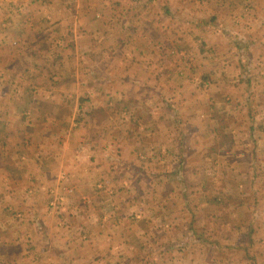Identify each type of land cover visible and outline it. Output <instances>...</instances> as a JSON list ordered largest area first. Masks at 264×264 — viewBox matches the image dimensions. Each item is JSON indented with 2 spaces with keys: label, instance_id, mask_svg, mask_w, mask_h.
Instances as JSON below:
<instances>
[{
  "label": "crops",
  "instance_id": "crops-1",
  "mask_svg": "<svg viewBox=\"0 0 264 264\" xmlns=\"http://www.w3.org/2000/svg\"><path fill=\"white\" fill-rule=\"evenodd\" d=\"M193 1L0 0L7 50L39 49L51 25L69 49L49 76L48 59L0 57V211L10 218L0 220V264H202L204 245L175 258L190 227L214 231V264H264V180L256 188L248 179L264 177V0H201L215 5L191 13L202 26L176 33V12ZM241 1L247 41L232 49ZM204 129L221 139L188 156L187 141ZM199 153L232 163L222 174L233 179L201 181L193 198L188 176L211 174ZM152 195L159 209L176 205L175 220H140ZM250 209L258 223L246 224L245 244L234 223L251 220Z\"/></svg>",
  "mask_w": 264,
  "mask_h": 264
},
{
  "label": "rangeland",
  "instance_id": "rangeland-1",
  "mask_svg": "<svg viewBox=\"0 0 264 264\" xmlns=\"http://www.w3.org/2000/svg\"><path fill=\"white\" fill-rule=\"evenodd\" d=\"M221 5H222L221 9L224 8L222 2H220L218 6H221ZM203 6H206L207 9H211L215 5H214V2H210V3L206 4V1L197 0L196 2L195 1L191 2L190 8H193V9H190V10L183 9V10H186V13L181 12V11H180L181 13L176 12V14H179V15L182 14V16H184L182 18L178 17L177 20L173 21L174 25H177V28H178L177 30H175L176 33H182L183 34L187 28L190 31V27H192V25L190 24L191 22H193L194 25H195V28H197V24L201 23L200 22V20H201L200 18L201 17H197V12H196L195 15H192L191 13L195 12L196 10L200 11V9H202L201 7H203ZM244 8L246 9V6H244V3L242 1L239 4H237V8H236L237 11H235V12L237 14H239V15L237 17H236V15H234V18H231L233 21H231V23L229 24V25H232V27H231L232 29L234 28V30L237 31V33H235V35H234L235 40L232 39L231 37L229 38L230 41H232L235 44V45H233L231 47L232 49L235 46H237V43L247 41V37L245 36L244 29H245V21L248 20V19L245 16H243V15H245V13H247V9L245 11ZM241 10L243 11V14H242ZM200 12L202 13V11H200ZM186 16H187V20H188L189 23L186 21ZM188 16H195V21L189 20ZM3 23L7 24V21L4 20ZM14 23L16 24L18 22L16 21ZM37 23H38V21H37ZM35 25H37V24H35ZM200 25L202 26V23ZM229 25L227 23L226 26H229ZM15 26H20V25L17 24ZM211 26H212V24H208L207 28L210 30ZM47 28H49V29L46 30L44 35L40 34L38 36L39 37V41L35 43V45H37V46L40 45L39 49L38 48H32V49H29V50L21 49V51L13 50V49L7 50L8 47H10V46H3L4 44L2 42H0V57H3L5 60H7L8 56L6 54L10 53L9 56H11L12 58H14V57L15 58L16 57L22 58V57H24L26 59V57H27V59L29 58L31 62H37V64H42V63H40V62H42V59H44V60L48 59L49 60L48 62L50 63V65H46L45 69L42 71V76H43V74H46V75L49 76L50 73L56 72L57 70H63V67H60V66L56 65V63L57 62H60V63L65 62L66 58L68 56V54L66 53L69 50V49L66 48L67 47V40L65 41L64 38H60L61 36H65V35L67 36V33H62V30L60 31V29H57L56 27H54V25H51L50 27H47ZM202 28H206V26L204 25V27H202ZM238 28H240V29H238ZM32 34L33 33H31V35ZM34 36L37 37V33H35ZM41 38L45 39V43H46L47 46H44V47H43V45L41 46V43H40ZM46 38H49V39L47 40ZM240 40H242V41H240ZM235 41H238V42L236 43ZM248 52H250V50L248 51V49H246V48L242 49V55L245 56L243 58V62L245 64H248L249 60H250V57L246 56ZM0 61H3V59L1 58ZM37 64L31 66L32 68H34L33 71L31 70V74H33V75L39 74L40 73L39 71H41L40 70L41 65H37ZM19 67H22V66H20V65L18 66V64H17V67L15 69H18ZM10 68L11 67H9V69ZM10 71H12V70L10 69ZM64 71H66V70H64ZM64 71H62V72H64ZM48 72H49V74H47ZM50 83H51L50 80L45 82V84H47V85L50 84ZM19 85H18V88L20 90L21 89L20 87H22L23 84H19ZM66 85H68V84L66 83V84L57 85V86L52 84L51 85V89L54 88V87H57V88L66 90V89L69 88V85L68 86H66ZM47 88H49V87H47ZM26 99H27V104H25V105L30 104L29 101L32 98H24V100L22 99L20 101L22 102V104H24V103H26L25 102ZM46 113L47 114H45V116L48 115L49 111H47ZM81 115H83V114L79 113L78 116L76 117V119H79L78 117L81 118ZM1 117L2 116L0 115V118ZM116 122H117V118L115 119V123ZM73 123L75 124V122H73ZM76 123H78V122H76ZM110 129H111V131L114 130L113 132L115 133V132H117L118 127L116 126V124H114L113 128H110ZM0 138H1V135H0ZM223 138L224 137H222V139ZM218 139H221V138L215 136V134L213 132H209L208 130L204 129L203 133H201L199 135H196L194 137V140L196 141L197 144H193V138H190L187 141V143L188 142L189 143L186 144L185 151L188 149L187 155L189 156V153H191V155L193 153H196L198 147L200 149H203V150L204 149H208V148H209V150H212V149H214V147H213L214 141H217ZM2 149L5 150L6 146H4V147L1 146L0 150L2 151ZM1 151H0V156L2 155ZM212 152H214V151H212ZM231 152H232L233 155H238V153L240 151H237L236 149H234V151H231ZM212 157L211 156L210 157L209 156H204V155H202V153L193 155V158L195 160H196V158L199 159V160H201L202 158H206L205 161L200 162V163L208 166L210 168V171H211V174L207 175L206 177L205 176L201 177V176H197V175L188 176V177H190L189 178L190 179V186L194 189V191H193L194 197L193 198L199 196L198 190H201V181H203V183L204 182L206 183V181L207 182L210 181L206 185L214 186L213 184L215 182H219L220 184H222L221 181L225 180V182H226L225 184H229L230 182L228 180L233 179V178L229 177L227 173L226 174H222L223 171L229 170V168H230L232 163L228 164L227 162L223 161V162H220L217 165V163L213 161ZM183 164H184V168H188L189 165H188L187 161H184ZM242 166L245 167V165H243V164H242ZM215 170H218L219 173L214 174ZM223 175H224V177H221ZM260 178H261V176L256 175V174L248 177V179L250 180V183L253 184V187L256 186V188L264 180V177L262 179H260ZM1 179L3 180L4 178H1V176H0V181H1ZM236 179L237 180H241V178H239V177L236 178ZM263 183H264V181H263ZM177 184L179 186H181V184H182L181 180L178 181ZM215 185H217V184H215ZM140 188H141V185H140ZM216 190L217 189H214L213 191L216 192ZM251 199H252V197H251ZM53 200H55V199H53ZM196 201L198 202V200H196ZM178 202H179L178 204H182L183 199H178ZM55 204H56V202H55ZM149 204L151 205V208L153 210L149 208L145 212L146 214L144 215V217H142L140 220H175V214L177 213L176 205L173 208V210L171 209V207L167 208V209H163V208L159 209L157 207V205H156V202H154V200H153V195L149 199ZM155 206H156V208H154ZM230 211L231 210H229V209L222 210V218H223V220H230V215H229ZM253 212H255V211L253 209H250L251 220H244V221L241 220V221H236L234 223L235 224L234 226L236 228L244 231V235L242 237H240V239L242 241H245V244L248 241H251V238L249 237L250 234L246 235V231L249 232V228L248 227H247L248 229L245 228L246 224L250 223L252 225L253 229H256V227H257V223L258 222H256L252 218L253 214H254ZM260 212H264V209L261 210ZM165 214H168L166 218H164ZM9 215H11V214H9ZM232 217H233V215H232ZM0 220H10V218L8 219V217H6L4 215V212L1 210L0 211ZM191 225L192 226L198 225L199 226L198 229L202 227V225H199L198 223H194V224H191ZM228 228L229 227H227V225H226V227H224V225H222V229H221L222 230L221 232L223 234V240H227V241L230 240V237H228V235H229L228 234L229 233V229ZM194 230H193V228L190 227L189 231L187 232V235H185L186 237L182 238L180 236V237L177 238V243L176 244L178 245L180 250L175 253V255H177L175 258L181 257V254L188 248V246L189 247H195L197 245H204L206 253L203 256V260H202L203 263L202 264H207V263L214 264L213 246H214V244H217L218 242H216L217 240L214 239L213 235H211V231L212 230H210L208 227H207V229H202V233H201L202 235L199 234V231H197L195 233ZM212 232L214 234V231H212ZM225 233H226V235H225ZM158 239L160 240L159 242H163L164 244L166 243V241H163L164 238H158ZM151 240H153V239H151ZM201 247H203V246H201ZM128 255H131V254H127V256ZM158 255H160V257L164 256L162 254H158ZM193 260H195V259H193Z\"/></svg>",
  "mask_w": 264,
  "mask_h": 264
},
{
  "label": "trees",
  "instance_id": "trees-1",
  "mask_svg": "<svg viewBox=\"0 0 264 264\" xmlns=\"http://www.w3.org/2000/svg\"><path fill=\"white\" fill-rule=\"evenodd\" d=\"M240 47V46H239Z\"/></svg>",
  "mask_w": 264,
  "mask_h": 264
}]
</instances>
